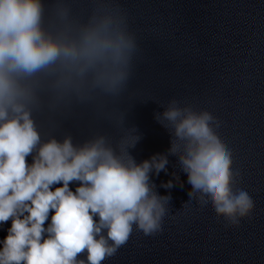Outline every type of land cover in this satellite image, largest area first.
<instances>
[{"label": "clouds", "instance_id": "clouds-1", "mask_svg": "<svg viewBox=\"0 0 264 264\" xmlns=\"http://www.w3.org/2000/svg\"><path fill=\"white\" fill-rule=\"evenodd\" d=\"M79 2L0 0V227L11 222L0 264H102L134 230L162 234L176 217L152 178L167 173L169 156L190 185L175 213L195 202L211 205L225 229L250 221L254 198L238 186L243 172L208 110L175 98L161 104L154 118L170 147L140 162L131 150L141 136L125 117L109 118L115 134L80 142L56 134L77 109L103 113L101 100L123 95L140 52L119 6L92 0L84 12Z\"/></svg>", "mask_w": 264, "mask_h": 264}]
</instances>
